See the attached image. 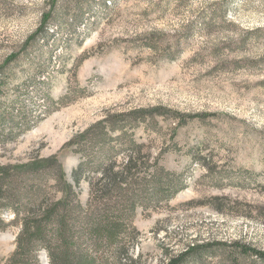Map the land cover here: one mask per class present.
Segmentation results:
<instances>
[{
	"label": "rangeland",
	"instance_id": "obj_1",
	"mask_svg": "<svg viewBox=\"0 0 264 264\" xmlns=\"http://www.w3.org/2000/svg\"><path fill=\"white\" fill-rule=\"evenodd\" d=\"M52 3L0 0V64L36 32ZM64 3L60 24L51 20L30 42L29 60L11 66L4 97L18 92L33 109L31 80L48 78L50 93L65 94L66 105L0 144V166L56 158L85 203L88 182L73 180L79 156L70 138L107 114L161 105L166 116L147 118L134 133L149 162L156 159L180 186L136 207L135 264H164L194 244L201 245L196 264H264L231 245L264 250V0ZM169 108L179 111L175 119ZM18 232L15 225L0 230V264ZM38 256L48 264L44 250Z\"/></svg>",
	"mask_w": 264,
	"mask_h": 264
},
{
	"label": "trees",
	"instance_id": "obj_2",
	"mask_svg": "<svg viewBox=\"0 0 264 264\" xmlns=\"http://www.w3.org/2000/svg\"><path fill=\"white\" fill-rule=\"evenodd\" d=\"M52 1L51 9L42 13L36 32L0 64V144L15 139L66 105L65 94L50 93L48 78L39 79L38 84L34 78L31 80L35 95L26 100L30 106H36L33 109L26 108L21 100L23 95L18 92L4 97L13 74L11 66H21L29 60L34 54L27 52L34 44L30 42L47 33L51 20L60 24L58 4H80L79 0ZM149 46L155 48L153 44ZM167 109L159 105L107 114L70 138L68 146L79 156L73 180L75 184L80 179L88 182L85 203L56 158L0 166V230L12 225L19 227L16 247L5 264H41L38 254L43 250L48 264H135L138 258L129 252L138 239L133 223L136 207L150 200L168 199L180 186L178 178L156 159L149 162L150 153L134 133L147 118L156 123L157 116L168 113ZM169 110V116L175 119L179 111ZM179 117L178 126H182L186 119ZM5 210L13 213L12 220L2 217ZM231 245L240 254L264 262V250L240 241ZM200 247L194 244L169 257L164 264L199 263ZM232 257L233 263H237L238 257Z\"/></svg>",
	"mask_w": 264,
	"mask_h": 264
}]
</instances>
